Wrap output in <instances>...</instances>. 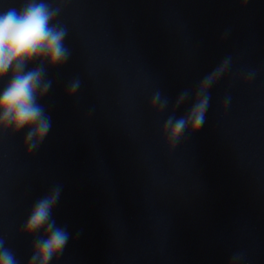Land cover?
<instances>
[{"label": "clouds", "instance_id": "obj_1", "mask_svg": "<svg viewBox=\"0 0 264 264\" xmlns=\"http://www.w3.org/2000/svg\"><path fill=\"white\" fill-rule=\"evenodd\" d=\"M62 3V0H60ZM241 7L249 0H238ZM62 8L60 3L48 0H24L17 9L9 7L0 11V82L7 78V84L0 90V136H16L24 133L23 149L30 156L51 131L52 121L46 107L40 103L52 89L53 81L47 78L48 71L63 67L70 58L65 44L67 29L57 21ZM227 38V33L222 39ZM36 64V67L29 65ZM232 57L226 56L207 73L196 88L184 89L164 121L160 137L169 153L173 152L183 139L195 135L205 124L210 107L213 88L230 70ZM255 78V72L247 73L244 83ZM81 81L76 77L66 87V98L71 99L79 91ZM191 100L188 110L180 116L178 109ZM231 103V96L225 95L222 108ZM169 98L157 89L149 103V111L157 116L168 110ZM63 186L54 184L32 205L21 235L31 238L33 243L27 264H52L63 255L71 234L66 226L57 225L53 211L59 203ZM77 237L80 232H77ZM242 253L234 254L229 264H241ZM0 264H19L13 250L0 237Z\"/></svg>", "mask_w": 264, "mask_h": 264}]
</instances>
